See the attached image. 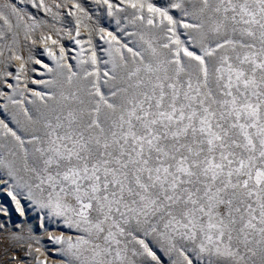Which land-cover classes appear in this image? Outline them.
Masks as SVG:
<instances>
[{
  "label": "snow or ice",
  "instance_id": "snow-or-ice-1",
  "mask_svg": "<svg viewBox=\"0 0 264 264\" xmlns=\"http://www.w3.org/2000/svg\"><path fill=\"white\" fill-rule=\"evenodd\" d=\"M0 264H264V0H0Z\"/></svg>",
  "mask_w": 264,
  "mask_h": 264
}]
</instances>
